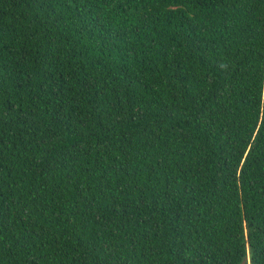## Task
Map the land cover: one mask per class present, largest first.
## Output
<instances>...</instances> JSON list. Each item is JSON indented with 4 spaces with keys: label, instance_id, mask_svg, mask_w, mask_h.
<instances>
[{
    "label": "trees",
    "instance_id": "1",
    "mask_svg": "<svg viewBox=\"0 0 264 264\" xmlns=\"http://www.w3.org/2000/svg\"><path fill=\"white\" fill-rule=\"evenodd\" d=\"M264 264V0H0V264Z\"/></svg>",
    "mask_w": 264,
    "mask_h": 264
},
{
    "label": "water",
    "instance_id": "2",
    "mask_svg": "<svg viewBox=\"0 0 264 264\" xmlns=\"http://www.w3.org/2000/svg\"><path fill=\"white\" fill-rule=\"evenodd\" d=\"M245 262H246V261H243V263H242V264H245Z\"/></svg>",
    "mask_w": 264,
    "mask_h": 264
}]
</instances>
